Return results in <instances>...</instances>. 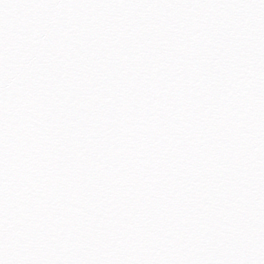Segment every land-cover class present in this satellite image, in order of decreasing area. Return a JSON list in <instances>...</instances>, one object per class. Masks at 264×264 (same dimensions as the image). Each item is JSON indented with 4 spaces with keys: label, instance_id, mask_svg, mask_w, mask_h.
<instances>
[{
    "label": "snow or ice",
    "instance_id": "1",
    "mask_svg": "<svg viewBox=\"0 0 264 264\" xmlns=\"http://www.w3.org/2000/svg\"><path fill=\"white\" fill-rule=\"evenodd\" d=\"M0 264H264V0H0Z\"/></svg>",
    "mask_w": 264,
    "mask_h": 264
}]
</instances>
